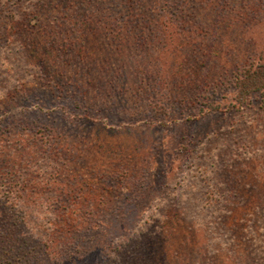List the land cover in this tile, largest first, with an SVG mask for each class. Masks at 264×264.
Masks as SVG:
<instances>
[{"label":"rangeland","instance_id":"374dc122","mask_svg":"<svg viewBox=\"0 0 264 264\" xmlns=\"http://www.w3.org/2000/svg\"><path fill=\"white\" fill-rule=\"evenodd\" d=\"M249 35L264 0H0L7 264L65 247L77 264H259L264 96L206 111L234 101ZM65 212L88 229L41 258Z\"/></svg>","mask_w":264,"mask_h":264},{"label":"trees","instance_id":"16d2710c","mask_svg":"<svg viewBox=\"0 0 264 264\" xmlns=\"http://www.w3.org/2000/svg\"><path fill=\"white\" fill-rule=\"evenodd\" d=\"M250 38L251 44L253 45V50L250 54L245 55L244 58H240L239 62L235 64V68L233 70L232 74V83H233V91H235V98L234 101H231L230 104L227 105H220V100H210L209 103H216L213 106H208L206 109L207 112H214V111H221V110H233L241 107L245 102H247L250 98L255 96H264V35L261 36H255V35H249L247 38ZM260 173H264L260 172ZM264 179V178H263ZM260 189L264 190V181H261L259 183ZM250 193L252 192V189H255L254 186H249ZM80 216H76L72 212H65V213H57L52 216H50L49 227H47L46 234H41V232H37L38 239H42L45 243L44 249L41 252L40 257L46 256L49 260L58 259L61 256L60 246L63 244L71 243V235H74L75 233H80L85 231V229H88L85 227L88 223L83 222L84 220H81L79 218ZM42 222L47 221V219H41ZM15 221H13L14 223ZM41 225H38V230H40L42 227ZM90 226V225H88ZM80 230V231H79ZM0 231V249L3 248L0 252V261H2L0 264H7L8 256H12L13 254H9L10 248L7 246L10 244L13 247V242H9L10 238L13 240L15 239L14 235L12 234V229L7 230V239L4 236L6 233V230ZM3 233V236H2ZM78 233V234H79ZM80 235V234H79ZM8 241V243H7ZM40 242V241H39ZM76 247V246H75ZM69 247H65L63 250V253H65V258L60 259L59 264H67L66 261L71 260L70 264H77V262H80L82 258H84L83 252L76 257L74 255L75 252L70 251L67 249ZM35 251V249H33ZM83 251V250H82ZM37 252V250H36ZM61 253V254H60ZM24 256V254H23ZM62 257V256H61ZM36 259V258H35ZM6 261V262H5ZM39 261L38 264H41L40 259H37ZM26 260H22V264L25 263ZM51 262V261H50ZM157 263V261H156ZM29 264V263H28ZM80 264V263H79ZM259 264H264V256L261 258Z\"/></svg>","mask_w":264,"mask_h":264}]
</instances>
